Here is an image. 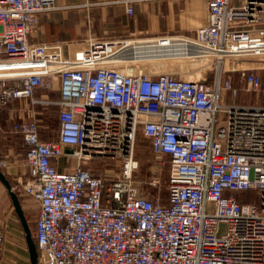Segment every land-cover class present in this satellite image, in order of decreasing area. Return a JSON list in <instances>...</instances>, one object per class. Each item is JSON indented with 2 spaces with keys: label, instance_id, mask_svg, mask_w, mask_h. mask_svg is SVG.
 <instances>
[{
  "label": "built area",
  "instance_id": "2783aa9c",
  "mask_svg": "<svg viewBox=\"0 0 264 264\" xmlns=\"http://www.w3.org/2000/svg\"><path fill=\"white\" fill-rule=\"evenodd\" d=\"M164 1L182 0L118 3L132 15L135 2ZM205 1L207 25L193 38L171 37L217 69L191 80L119 59L140 40L92 37L75 53L60 40L31 42L57 0H0V109L27 100L58 113L53 141L35 120L12 126L28 169L20 187L39 204V264H264V105L237 102L236 69L226 67L264 56V29L243 28L264 21V0ZM241 76L248 92H261V75ZM139 134L171 158L166 203L132 183ZM64 157L77 166L59 171ZM100 158L121 160L122 176L82 165ZM5 241L0 230V252Z\"/></svg>",
  "mask_w": 264,
  "mask_h": 264
},
{
  "label": "rangeland",
  "instance_id": "374dc122",
  "mask_svg": "<svg viewBox=\"0 0 264 264\" xmlns=\"http://www.w3.org/2000/svg\"><path fill=\"white\" fill-rule=\"evenodd\" d=\"M56 4L58 7L56 11L58 13L64 12L69 15L67 20H65L67 24L72 22L73 18H77L78 24L83 28L90 29L91 27L99 28L101 26V21L95 19V15H99L98 12H95L96 10L93 11L95 20L93 18H88L86 20L85 18H78V9H67L66 6H59L57 2ZM35 31L34 34L36 33ZM150 37L151 36L140 34L129 38H122L125 40L134 39L140 41L129 42L128 47L131 51H126L125 54L131 56L119 59H128L133 62L140 61L137 62L138 64L135 66V70L138 72L143 71L144 73L152 76L169 74L178 78L191 80H202L204 78L212 79L215 77L217 71L215 65L210 64L211 62L206 64L205 62H198L196 60L189 59L182 45H180L181 43L175 42V40L178 41L177 39L170 37L174 41L168 44L165 41L169 37L148 39ZM30 40L31 42H36L33 37H31ZM148 45L150 47H148ZM244 60L245 59H243V61ZM226 67L232 70L237 66L232 63V60L228 59L226 61ZM248 71H253L259 74V72L254 70ZM237 74H235V72L231 73L235 87L240 90V94L236 101L242 104H252L257 100H261L258 93L254 91L248 92L246 90V82L242 79L239 72ZM43 95L44 94L41 93L38 94L39 98ZM51 98H56V95L52 94ZM11 108L15 111V114H17L13 118L12 124L22 120H35L40 126L42 139L47 141L57 139L59 122L57 108L55 106H45L43 104L33 105L31 101L22 100L15 103V105L11 106ZM8 109L10 108L0 109V111ZM12 140L14 147L23 156L25 150L22 139L13 133ZM0 149L2 150V147ZM62 160L64 161L65 167L68 169L77 166L76 159L64 157ZM135 160L137 161V169L133 174L132 183L138 189L139 194L150 200L157 201L159 199L160 202L166 203L169 197V178L172 165L171 158L168 156L157 157L152 151L149 140L142 134H139L135 149ZM82 165L108 179H116L122 176L123 163L119 159H90ZM0 166L2 169L5 167L2 166V161H0ZM16 192L20 197L29 227L35 240L36 226L39 216V204L37 201L26 195L21 187ZM14 221V227L8 228L5 226L2 228V231L6 235V241L1 250L0 257L2 258V262H0V264H30L26 234L19 218L15 214Z\"/></svg>",
  "mask_w": 264,
  "mask_h": 264
},
{
  "label": "crops",
  "instance_id": "0c3cea01",
  "mask_svg": "<svg viewBox=\"0 0 264 264\" xmlns=\"http://www.w3.org/2000/svg\"><path fill=\"white\" fill-rule=\"evenodd\" d=\"M118 1L57 0L59 6L78 9L77 16L81 19H94L93 11L96 10L95 12H98L99 15H95V19L101 21V26L99 28H83L78 24L77 18H73L72 22L67 24L65 22L69 17L67 13L53 11L40 15L36 33H33L31 37L38 43L63 41L69 45L68 50L75 53L85 49L88 39L92 37L122 39L142 34L151 36L148 39L159 37L193 38L197 30L208 23V7L205 0L135 2L132 15L128 13L127 7ZM234 4L240 5L241 3L234 2ZM243 28L256 32L257 29H264V21L252 27L244 26ZM177 40L179 41V39ZM172 41L174 40L167 38L165 42L170 44ZM175 42L177 41L175 40ZM148 47L150 46L148 45ZM243 59L245 60L243 61ZM234 63L237 66L235 74L238 72L241 74L243 70H254L262 76L263 85L261 92L258 93L261 100L252 104L264 105V56L241 58ZM16 115L11 107L8 110L0 111V148L2 147L0 161L5 163L3 171L11 181L14 190L17 191L20 188V181L26 178L28 169L25 153L22 156L14 147L12 140V120ZM57 168L59 171L67 169L63 160L58 163ZM14 214L17 216L11 198L0 182V230L5 226L8 228L15 226ZM1 259L0 257V262H2Z\"/></svg>",
  "mask_w": 264,
  "mask_h": 264
},
{
  "label": "water",
  "instance_id": "95a60500",
  "mask_svg": "<svg viewBox=\"0 0 264 264\" xmlns=\"http://www.w3.org/2000/svg\"><path fill=\"white\" fill-rule=\"evenodd\" d=\"M0 182L2 185L5 187L7 190L12 204L14 206V210L21 222V225L25 231L26 234V241H27V246H28V251H29V256H30V264H39V253H38V248L37 244L33 238L32 231L29 227L28 220L26 218L20 197L18 193L14 190V187L7 177V175L4 173L2 167L0 166Z\"/></svg>",
  "mask_w": 264,
  "mask_h": 264
},
{
  "label": "bare ground",
  "instance_id": "6f19581e",
  "mask_svg": "<svg viewBox=\"0 0 264 264\" xmlns=\"http://www.w3.org/2000/svg\"><path fill=\"white\" fill-rule=\"evenodd\" d=\"M169 38H170V37H169ZM173 39H175V38H173ZM177 42L181 43L180 45H182V47H183L184 50L187 49L185 43L181 42L180 40L177 41ZM196 61H198V62H203L201 59H197ZM136 66H137V65H136ZM218 70H219V73H220V72H221V67H220V66L218 67Z\"/></svg>",
  "mask_w": 264,
  "mask_h": 264
}]
</instances>
